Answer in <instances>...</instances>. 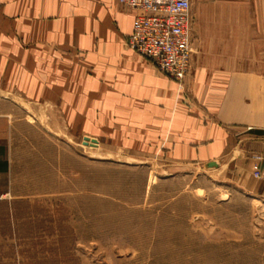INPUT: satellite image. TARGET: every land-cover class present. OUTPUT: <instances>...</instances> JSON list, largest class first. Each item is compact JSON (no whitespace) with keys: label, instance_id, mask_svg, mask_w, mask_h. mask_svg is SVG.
<instances>
[{"label":"crops","instance_id":"crops-1","mask_svg":"<svg viewBox=\"0 0 264 264\" xmlns=\"http://www.w3.org/2000/svg\"><path fill=\"white\" fill-rule=\"evenodd\" d=\"M206 1L192 14L188 73L196 87L228 80L225 91H176L127 46L134 12L118 0H0V178L13 167V113L45 110L54 121L59 105L66 126L107 142L140 129L130 143L140 135L144 150L222 161L226 177L264 206V0ZM241 1L253 19L241 18Z\"/></svg>","mask_w":264,"mask_h":264},{"label":"rangeland","instance_id":"rangeland-1","mask_svg":"<svg viewBox=\"0 0 264 264\" xmlns=\"http://www.w3.org/2000/svg\"><path fill=\"white\" fill-rule=\"evenodd\" d=\"M206 2L192 0V14ZM247 3L246 21L255 13ZM190 72L176 91H225L228 80L196 87ZM57 106L54 121L45 110L13 113L0 264H264V206L226 177L222 161L144 150L140 135L130 143L140 129L107 142L66 126Z\"/></svg>","mask_w":264,"mask_h":264},{"label":"built area","instance_id":"built-area-1","mask_svg":"<svg viewBox=\"0 0 264 264\" xmlns=\"http://www.w3.org/2000/svg\"><path fill=\"white\" fill-rule=\"evenodd\" d=\"M134 12L127 46L150 59L174 81L190 68L192 12L190 0H118ZM253 175L258 177L259 172Z\"/></svg>","mask_w":264,"mask_h":264}]
</instances>
